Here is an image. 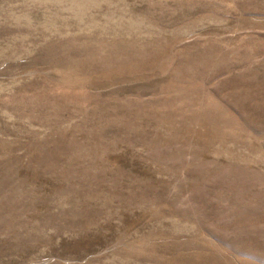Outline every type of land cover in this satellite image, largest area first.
Segmentation results:
<instances>
[{
  "label": "rangeland",
  "instance_id": "rangeland-1",
  "mask_svg": "<svg viewBox=\"0 0 264 264\" xmlns=\"http://www.w3.org/2000/svg\"><path fill=\"white\" fill-rule=\"evenodd\" d=\"M0 264H264V0H0Z\"/></svg>",
  "mask_w": 264,
  "mask_h": 264
},
{
  "label": "bare ground",
  "instance_id": "bare-ground-1",
  "mask_svg": "<svg viewBox=\"0 0 264 264\" xmlns=\"http://www.w3.org/2000/svg\"><path fill=\"white\" fill-rule=\"evenodd\" d=\"M2 231V230H1ZM10 245V244H9Z\"/></svg>",
  "mask_w": 264,
  "mask_h": 264
}]
</instances>
